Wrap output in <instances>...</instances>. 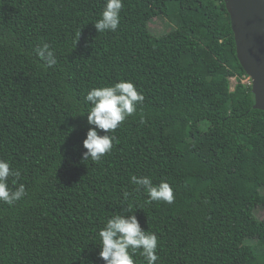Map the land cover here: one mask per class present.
Masks as SVG:
<instances>
[{
	"label": "trees",
	"instance_id": "1",
	"mask_svg": "<svg viewBox=\"0 0 264 264\" xmlns=\"http://www.w3.org/2000/svg\"><path fill=\"white\" fill-rule=\"evenodd\" d=\"M105 3L0 0V158L26 188L0 202V264H105L98 232L116 214L157 236L155 264H264V110L225 0H122L117 30L99 33ZM159 16L168 31L151 28ZM45 43L54 63L36 55ZM121 80L144 99L86 160L84 97ZM133 176L168 182L174 201L149 203Z\"/></svg>",
	"mask_w": 264,
	"mask_h": 264
},
{
	"label": "clouds",
	"instance_id": "2",
	"mask_svg": "<svg viewBox=\"0 0 264 264\" xmlns=\"http://www.w3.org/2000/svg\"><path fill=\"white\" fill-rule=\"evenodd\" d=\"M122 0H106L99 19L95 22V28L99 33L115 32L120 23V11ZM36 55L41 59H47L48 63H54L53 51L47 43L35 49ZM250 78V77H249ZM251 79V78H250ZM252 85V80L249 82ZM140 94L131 81L121 80L112 86L94 87L84 97L91 107L87 113L88 123L94 125L87 132L83 146L87 150L84 159L91 158L99 162L113 147L114 137L108 133L114 132L122 122L132 116L137 105L143 101ZM102 130L104 135L98 134ZM21 176L19 169L12 167L7 159L0 158V202L12 205L26 196V188L23 183L18 187H10L17 184ZM132 183L142 186L148 196V202L174 201L173 189L166 181L153 185L149 177H132ZM128 193H125V198ZM131 212V209L128 210ZM99 258L105 264H135L134 254L139 250L146 260V264H155L158 259L157 236L142 230L137 217L132 215L116 214L107 220L98 232Z\"/></svg>",
	"mask_w": 264,
	"mask_h": 264
},
{
	"label": "water",
	"instance_id": "3",
	"mask_svg": "<svg viewBox=\"0 0 264 264\" xmlns=\"http://www.w3.org/2000/svg\"><path fill=\"white\" fill-rule=\"evenodd\" d=\"M239 60L252 80L256 106L264 110V0H225Z\"/></svg>",
	"mask_w": 264,
	"mask_h": 264
},
{
	"label": "rangeland",
	"instance_id": "4",
	"mask_svg": "<svg viewBox=\"0 0 264 264\" xmlns=\"http://www.w3.org/2000/svg\"><path fill=\"white\" fill-rule=\"evenodd\" d=\"M171 27H172V24H171L170 19L164 16L156 17L151 23V28H153L156 32H159V33L168 31ZM242 82L249 84V82H251V79L249 78V76H245L242 78ZM237 83H238V79L236 77H229V89L231 92L235 90ZM256 214L259 218H263L264 208L259 207L256 210Z\"/></svg>",
	"mask_w": 264,
	"mask_h": 264
}]
</instances>
